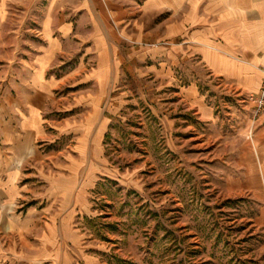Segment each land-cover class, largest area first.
I'll return each mask as SVG.
<instances>
[{"label":"rangeland","instance_id":"rangeland-1","mask_svg":"<svg viewBox=\"0 0 264 264\" xmlns=\"http://www.w3.org/2000/svg\"><path fill=\"white\" fill-rule=\"evenodd\" d=\"M48 1L10 0L9 13L0 15V99L21 83L24 62L39 52ZM142 19L143 41L134 40L130 23L126 39L107 47L112 77L105 88L94 86L91 213L79 227L102 248L106 264H264L263 176L254 172L249 141L262 117L255 121L242 101L246 94L227 89L196 56L173 58L165 41L151 37L154 17ZM80 43L68 48L72 65L85 59L89 69L96 66L90 42ZM192 84L213 110L211 119L191 108L184 90ZM66 89L69 96L80 88ZM58 113L59 125L80 122L91 110ZM50 131L44 154L75 150L73 135Z\"/></svg>","mask_w":264,"mask_h":264},{"label":"crops","instance_id":"crops-1","mask_svg":"<svg viewBox=\"0 0 264 264\" xmlns=\"http://www.w3.org/2000/svg\"><path fill=\"white\" fill-rule=\"evenodd\" d=\"M72 2L48 1L38 28L39 52L24 62L27 75L21 83L0 99V264H106L102 248L79 223L91 213L88 192L94 183L97 131L93 115L99 100L94 86L105 88L112 77L111 42L126 39L130 23L138 32L134 40L142 42V18L153 16L152 39L165 41L173 58L180 53L196 56L234 94L256 92L262 83L264 0ZM9 10L10 0H0V15ZM85 30L91 32L86 38L81 35ZM80 39L96 52V66L90 69L85 59L70 62L68 48L81 44ZM66 88L80 89L68 96ZM184 94L199 119L213 117L196 85ZM77 108L91 113L80 122L69 118L57 124L59 111ZM102 118L97 126L104 123ZM255 127L249 141L257 163L254 172L263 176L264 186V119ZM51 128L73 135L75 150L44 154Z\"/></svg>","mask_w":264,"mask_h":264},{"label":"built area","instance_id":"built-area-1","mask_svg":"<svg viewBox=\"0 0 264 264\" xmlns=\"http://www.w3.org/2000/svg\"><path fill=\"white\" fill-rule=\"evenodd\" d=\"M242 101L249 105L255 121L260 117L264 119V67L260 88L256 92L247 93Z\"/></svg>","mask_w":264,"mask_h":264}]
</instances>
